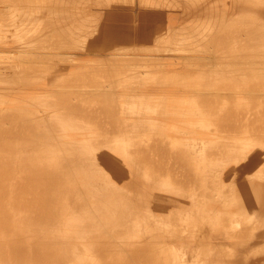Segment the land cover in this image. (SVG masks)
Here are the masks:
<instances>
[{
    "label": "bare ground",
    "instance_id": "bare-ground-1",
    "mask_svg": "<svg viewBox=\"0 0 264 264\" xmlns=\"http://www.w3.org/2000/svg\"><path fill=\"white\" fill-rule=\"evenodd\" d=\"M0 264H264V0H0Z\"/></svg>",
    "mask_w": 264,
    "mask_h": 264
}]
</instances>
